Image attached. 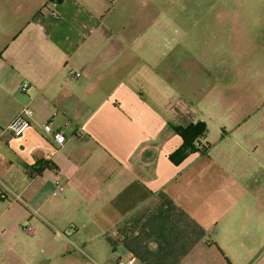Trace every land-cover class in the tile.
<instances>
[{
    "label": "crops",
    "instance_id": "0c3cea01",
    "mask_svg": "<svg viewBox=\"0 0 264 264\" xmlns=\"http://www.w3.org/2000/svg\"><path fill=\"white\" fill-rule=\"evenodd\" d=\"M196 24L167 0H0V189L21 196L0 199V264H264V132L186 99ZM199 121L220 148L176 152Z\"/></svg>",
    "mask_w": 264,
    "mask_h": 264
},
{
    "label": "rangeland",
    "instance_id": "374dc122",
    "mask_svg": "<svg viewBox=\"0 0 264 264\" xmlns=\"http://www.w3.org/2000/svg\"><path fill=\"white\" fill-rule=\"evenodd\" d=\"M223 7L228 14L222 12ZM167 9L170 21L179 17L186 24L198 23L181 30L196 33L195 41L186 35L184 43L201 57L200 84L195 85L186 73V99L195 98L202 106L212 97L230 109L226 122L245 118L250 131L257 126L264 132V0H167ZM213 21L220 25L208 28ZM187 57L186 53L185 69L189 71L197 62ZM202 140L203 144L214 143L213 151L220 148L213 138ZM263 140L258 141L260 150H264ZM246 143L256 146L257 141Z\"/></svg>",
    "mask_w": 264,
    "mask_h": 264
},
{
    "label": "built area",
    "instance_id": "2783aa9c",
    "mask_svg": "<svg viewBox=\"0 0 264 264\" xmlns=\"http://www.w3.org/2000/svg\"><path fill=\"white\" fill-rule=\"evenodd\" d=\"M76 76H79L80 73H75ZM28 88V84L25 83L21 87V90L26 92ZM32 119H33V110L32 108L26 106L24 107L12 120V122L2 130V136H6L7 138H18L22 136L26 130L32 125ZM43 129L47 134H50L56 142L57 145H62L65 141V135L63 131L54 130L51 123H46L43 125ZM55 192L56 194H61L65 192L67 188V182L63 178V176L60 173L56 174L55 178ZM10 193H13L14 200L19 201L21 200V196L12 191L8 187H3L0 189V199L7 198ZM29 227L28 229H30ZM135 261V257H131L128 260H120L119 264H132Z\"/></svg>",
    "mask_w": 264,
    "mask_h": 264
},
{
    "label": "trees",
    "instance_id": "16d2710c",
    "mask_svg": "<svg viewBox=\"0 0 264 264\" xmlns=\"http://www.w3.org/2000/svg\"><path fill=\"white\" fill-rule=\"evenodd\" d=\"M175 130L183 137L184 143L176 152L201 151L206 152L209 149V143L203 144L200 138L207 132V125L204 121H199L188 127H179ZM196 143V144H195Z\"/></svg>",
    "mask_w": 264,
    "mask_h": 264
}]
</instances>
